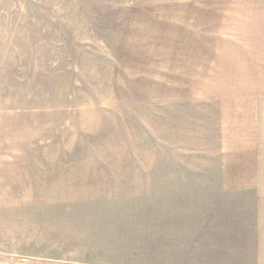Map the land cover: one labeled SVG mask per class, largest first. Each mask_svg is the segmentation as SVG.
<instances>
[{
	"label": "rangeland",
	"instance_id": "obj_1",
	"mask_svg": "<svg viewBox=\"0 0 264 264\" xmlns=\"http://www.w3.org/2000/svg\"><path fill=\"white\" fill-rule=\"evenodd\" d=\"M221 88L257 96L239 118L262 161L264 0H0V264L196 254L166 173L213 172L187 104Z\"/></svg>",
	"mask_w": 264,
	"mask_h": 264
},
{
	"label": "crops",
	"instance_id": "obj_2",
	"mask_svg": "<svg viewBox=\"0 0 264 264\" xmlns=\"http://www.w3.org/2000/svg\"><path fill=\"white\" fill-rule=\"evenodd\" d=\"M208 91L200 94L201 104L187 105L199 115L204 112L206 139L209 141L212 133L214 140L208 157L219 161L214 162L213 172L193 173L181 168V172L176 169L174 173H166L167 181L174 183L172 188L167 187L168 191L176 193L175 203L180 210L172 220L169 213L168 224H177L180 231L187 228L191 231L189 236L179 233L172 245L197 248L196 254L185 249L181 264L190 259L188 256L192 257L189 264H264V142L261 161V153L249 150L252 139L245 140L242 135L251 124L249 119L239 118L254 114L257 96L238 97L236 93L232 97V93H221L222 88L220 93ZM180 97L186 99L185 94ZM231 115L233 120L229 118ZM206 119L212 120L211 126L209 122L206 126ZM227 158L237 160L238 165L235 161L230 164L237 173L226 172ZM245 158L253 165L252 171L259 166L262 174L242 173L243 166L239 163L241 160L248 163Z\"/></svg>",
	"mask_w": 264,
	"mask_h": 264
}]
</instances>
